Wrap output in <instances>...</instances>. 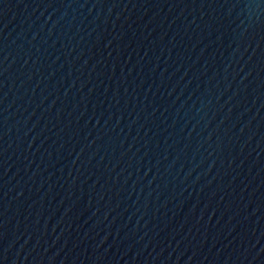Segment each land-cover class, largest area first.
<instances>
[{
	"label": "water",
	"instance_id": "95a60500",
	"mask_svg": "<svg viewBox=\"0 0 264 264\" xmlns=\"http://www.w3.org/2000/svg\"><path fill=\"white\" fill-rule=\"evenodd\" d=\"M0 264H264V0H0Z\"/></svg>",
	"mask_w": 264,
	"mask_h": 264
}]
</instances>
